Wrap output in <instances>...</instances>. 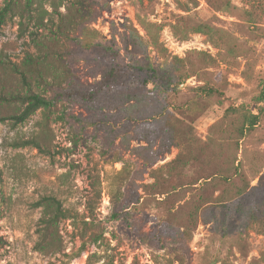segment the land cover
Returning a JSON list of instances; mask_svg holds the SVG:
<instances>
[{
	"label": "rangeland",
	"instance_id": "1",
	"mask_svg": "<svg viewBox=\"0 0 264 264\" xmlns=\"http://www.w3.org/2000/svg\"><path fill=\"white\" fill-rule=\"evenodd\" d=\"M9 1L0 95L25 93L32 57L53 105L0 123V264H264V199L237 213L222 180L225 109L243 107L258 117L238 159L264 188V0ZM21 110L0 101V118ZM51 198L72 218L43 244Z\"/></svg>",
	"mask_w": 264,
	"mask_h": 264
},
{
	"label": "trees",
	"instance_id": "2",
	"mask_svg": "<svg viewBox=\"0 0 264 264\" xmlns=\"http://www.w3.org/2000/svg\"><path fill=\"white\" fill-rule=\"evenodd\" d=\"M14 3L15 2L12 0L9 1L6 4L3 11L5 12L8 9H10ZM206 28L207 26L205 25H199L194 27V31L198 33H205ZM25 65H26L25 71H19L22 84L26 89L25 93L9 95L7 97L0 95V101L6 103H18L22 106V110L18 115L10 116L9 118L1 117L0 123L8 119H11L16 123H22L26 121L28 118H30L36 111L40 109H48L53 105L52 100L46 99L45 97L37 93H34L32 91L31 83L26 78V72H30L31 69L33 68H37L38 71V68L40 67L41 64H39L37 60L35 61L32 57H28L27 61L25 62ZM38 76L41 78L42 77L41 73H38ZM258 87H259V93L255 98V101L259 105L261 103H264V78L259 81ZM201 92L207 98L215 97V95L217 94L216 90L205 86L201 88ZM233 117H237L239 121L231 129L229 140L231 147L236 150H228L230 152V157H228L226 161L227 176H224L222 180L225 183V185L233 186L234 193H233V197H231L230 199L237 202L235 204L238 206L236 212L240 213L242 209L245 207V205L248 203V201L253 199L255 195L260 194L261 199H264V188L261 185H258L257 187L249 186V184L247 183L246 175L241 169L242 164H241V160L238 159L239 150H237L239 147V142L242 140V138L246 134H248V132H250L251 129H254L255 126L257 125L258 115L252 113L249 110L243 109V107L226 108L225 118L232 119ZM35 147L38 148L39 150L42 149L39 144H35ZM263 176L264 173H262L261 178ZM217 177H218V173H214L211 179L213 180L216 179ZM210 182L211 180L209 181V183ZM45 207L47 209L46 212L47 214H45L46 216L45 218H43V232L41 234V241L43 242V244L50 239V236L52 235V231L57 227V225L61 220L72 218V214L70 213V211L67 209H62L59 204V201L56 200L55 198H51L50 200H48V204L46 203ZM114 215H116V212L113 214V216ZM87 239L89 242L95 244L101 241L102 238L100 236H96L95 234H91ZM85 244L86 241L82 240L80 250L84 249ZM94 263L96 262H89L88 264H94ZM102 264H114V261L112 259H107L106 261H103Z\"/></svg>",
	"mask_w": 264,
	"mask_h": 264
}]
</instances>
